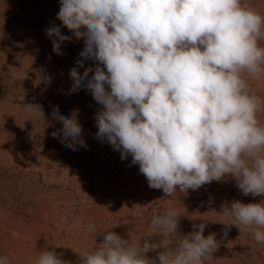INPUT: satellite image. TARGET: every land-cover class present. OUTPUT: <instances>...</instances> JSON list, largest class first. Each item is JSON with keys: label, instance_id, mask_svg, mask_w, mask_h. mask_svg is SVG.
Returning <instances> with one entry per match:
<instances>
[{"label": "clouds", "instance_id": "clouds-1", "mask_svg": "<svg viewBox=\"0 0 264 264\" xmlns=\"http://www.w3.org/2000/svg\"><path fill=\"white\" fill-rule=\"evenodd\" d=\"M56 19L71 35L45 29L54 53L84 41L70 90L86 89L102 106L96 138L122 160L130 155L150 188L172 196L177 186L196 190L231 175L244 196H264V97L249 84L264 80V16L243 0H60ZM85 60L96 66L81 74ZM25 108L44 120L42 105ZM51 116L63 126L54 138L87 150L78 110L64 116L54 106ZM220 215L264 243V202H226ZM179 217L175 209L152 215L143 243L104 232L81 264H210L216 234L205 237L200 223L178 236ZM61 255L44 250L35 264H69Z\"/></svg>", "mask_w": 264, "mask_h": 264}, {"label": "rangeland", "instance_id": "rangeland-1", "mask_svg": "<svg viewBox=\"0 0 264 264\" xmlns=\"http://www.w3.org/2000/svg\"><path fill=\"white\" fill-rule=\"evenodd\" d=\"M243 2L264 16V0ZM59 8L60 0H0V257L9 264H35L44 250H54L69 264H81L104 232L143 243L150 217L175 209L178 236L200 223L207 224L205 237L216 234L219 247L210 264H264V243L220 215L226 202L261 203L264 196H244L231 175L196 190L180 192L177 186L166 195L149 187L130 155L122 160L107 140L96 138L95 115L102 106L86 89L70 90L69 72L84 41L63 43L57 55L45 33L56 24L71 35L56 19ZM95 66L85 60L79 71ZM249 84L264 97V80ZM29 104L42 105L44 120L30 116ZM54 106L64 116L78 110L87 150L73 151L51 135L63 127L51 116Z\"/></svg>", "mask_w": 264, "mask_h": 264}]
</instances>
